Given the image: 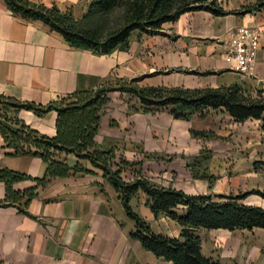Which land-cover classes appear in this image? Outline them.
I'll return each instance as SVG.
<instances>
[{"label": "crops", "instance_id": "obj_1", "mask_svg": "<svg viewBox=\"0 0 264 264\" xmlns=\"http://www.w3.org/2000/svg\"><path fill=\"white\" fill-rule=\"evenodd\" d=\"M29 1L57 5L63 12L72 10L76 19H81L94 2ZM253 4V0H217L218 8L232 13L217 16L206 9L188 11L177 21L163 24L155 33L135 32L128 49L101 55L71 46L42 21L14 15L0 0V96L46 105L113 79H138L141 87L185 89L237 84L264 92V7L247 11ZM239 26L261 31L257 64L251 75L236 71L225 60L229 35ZM206 72L211 74L201 75ZM109 98L95 138L100 148L114 150L118 157L140 164L141 176L158 186L172 187L188 195L236 194L234 183L240 181L241 173L237 176L229 172V157L234 153L227 150L235 148V137L242 136L249 138L243 142L244 147H256L253 137L261 120L239 123L223 111L212 110L205 111L204 117L195 115L190 121L180 120L167 110L132 113L124 95L117 91L109 93ZM16 115L41 135L55 137L54 111L42 117L27 110ZM202 134L211 137L205 139ZM261 135L264 138V130ZM203 148L210 159L202 166H208L211 178L195 179L188 165L201 157ZM76 161L74 155L67 156L70 167ZM2 168L33 178H42L46 172V164L40 158L14 155L13 149L6 147L0 129ZM88 168L94 174L72 175L46 189L39 188L29 206L35 219L20 214L15 207L0 205V264H34L41 252V257L48 252L51 243L64 240L78 246L86 238L97 244L88 264H172L156 258L131 239L134 224L127 218L117 193L104 181L100 170ZM251 175L249 171L245 174ZM122 177L133 182L137 174L126 170ZM34 186V182L24 181L14 188L23 192ZM5 196V185L0 181V202ZM132 206L154 232L173 238L180 236L181 227L175 221L154 217L144 195ZM75 261L87 264L81 258Z\"/></svg>", "mask_w": 264, "mask_h": 264}, {"label": "trees", "instance_id": "obj_2", "mask_svg": "<svg viewBox=\"0 0 264 264\" xmlns=\"http://www.w3.org/2000/svg\"><path fill=\"white\" fill-rule=\"evenodd\" d=\"M4 1L14 15L28 21H42L61 34L71 46L101 55L128 49L135 32L155 33L163 24L177 21L188 11L206 9L217 16L232 13L215 6L217 0H94L83 17L76 19L72 10L63 12L57 5L46 6L29 0ZM196 4L200 6H192ZM257 7L259 4H254L246 10ZM118 9L123 10L121 24L104 32L99 17ZM138 82V79L106 80L98 88L77 90L46 105L0 96V129L6 147L13 149L16 156L32 155L46 164L42 178L0 169V181L6 189L5 199L0 205L15 207L20 214L35 219L29 212V206L39 188L46 189L55 181L72 175L94 174L88 168L91 166L102 172L104 181L117 193L127 218L134 224L130 237L138 241L145 251L172 264H223L203 253L202 240L197 232L264 229V208L245 203L251 195L264 200V190L238 195H188L172 187L154 184L143 178L140 170H137V178L133 182H127L122 177L123 173L136 169L137 164L118 157L114 150L100 148L95 138L111 92L122 93L132 113L167 110L175 119L190 121L195 115L204 117L208 110L223 111L239 123L264 119V92L237 84L185 89L141 87ZM20 110L31 111L38 117L54 111L57 115L55 137L43 136L28 126L17 117L16 112ZM69 155L77 159L73 167L68 165ZM209 159L210 154L203 148L201 157L188 165L193 178H211L208 166H202ZM259 165L261 162L254 164L255 168ZM24 181L34 182L35 186L23 192L15 190V184ZM141 194L155 218H169L181 227L179 237L154 232L134 210L132 202Z\"/></svg>", "mask_w": 264, "mask_h": 264}, {"label": "rangeland", "instance_id": "obj_3", "mask_svg": "<svg viewBox=\"0 0 264 264\" xmlns=\"http://www.w3.org/2000/svg\"><path fill=\"white\" fill-rule=\"evenodd\" d=\"M253 1L255 5L259 4V7H264V0ZM192 6L198 7L200 5ZM215 6H217V3ZM122 18L123 10L118 9L106 16H100L99 21L102 22L103 31L108 32L118 27L122 22ZM261 130H264V119L259 122L257 135L253 137L257 141L256 147L251 149L244 147L243 142L248 141L249 138L242 136L235 137L234 140L237 142L235 148L227 150L234 153L229 157V172L237 174V176L241 173L240 177L242 178L234 183L237 190L235 195L253 190H264V138L261 135ZM202 137L206 139L211 137V135L202 134ZM236 160L239 163L236 164ZM255 162H261V165L255 168ZM136 164V169L132 170L135 173L137 170L141 171L139 168L140 164ZM248 171L251 172V176H245ZM141 196L143 195L141 194L134 201H139ZM246 202L264 207V201L257 195L249 196ZM124 230H127V228L124 227ZM197 233L201 237L205 255L214 260L223 264H264V230L255 229L252 231L242 230L234 232L199 230ZM55 242L51 243L48 252H44L43 257H41L42 252L39 254V257H37L39 259H35L34 264H76L75 260L79 258L88 264L91 262L90 257L94 254V249L97 246L96 243L90 242L88 238L83 240L78 246L68 245L64 240ZM41 258H43L42 261Z\"/></svg>", "mask_w": 264, "mask_h": 264}, {"label": "built area", "instance_id": "obj_4", "mask_svg": "<svg viewBox=\"0 0 264 264\" xmlns=\"http://www.w3.org/2000/svg\"><path fill=\"white\" fill-rule=\"evenodd\" d=\"M261 31L239 26L229 35L225 48V60L236 71L251 75L257 64Z\"/></svg>", "mask_w": 264, "mask_h": 264}]
</instances>
